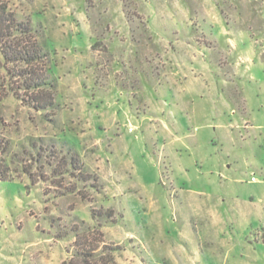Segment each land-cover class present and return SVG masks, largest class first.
<instances>
[{
	"label": "rangeland",
	"instance_id": "obj_1",
	"mask_svg": "<svg viewBox=\"0 0 264 264\" xmlns=\"http://www.w3.org/2000/svg\"><path fill=\"white\" fill-rule=\"evenodd\" d=\"M0 13L38 53L0 51V264H264V0Z\"/></svg>",
	"mask_w": 264,
	"mask_h": 264
},
{
	"label": "trees",
	"instance_id": "obj_2",
	"mask_svg": "<svg viewBox=\"0 0 264 264\" xmlns=\"http://www.w3.org/2000/svg\"><path fill=\"white\" fill-rule=\"evenodd\" d=\"M29 29L30 28L27 25L22 26L21 23L15 20V18H12L10 16L8 17L7 15L5 16L3 15V13H0V51L6 59L10 61L19 60L28 64L33 63L38 59V53L36 49H32V47L22 44H19L17 46L14 45L13 47L10 43H6L5 41L9 38H15L18 35L26 37L29 34ZM29 75H33V73H30ZM42 79L43 78L41 77V75H34V77H30V83L26 88L29 89L31 87H39V85L42 83ZM31 99H33V102L36 103L35 106L37 108H43L44 106H47L46 104H48L41 103L39 99ZM10 146L11 145L8 140L0 138V182L11 181L15 178V175L13 174V171L6 157L10 153ZM24 172H26V169H24ZM77 251V256L80 257L81 261L84 264H93L88 261V258L94 256V249H86L81 246ZM62 264L67 263L62 262Z\"/></svg>",
	"mask_w": 264,
	"mask_h": 264
},
{
	"label": "built area",
	"instance_id": "obj_3",
	"mask_svg": "<svg viewBox=\"0 0 264 264\" xmlns=\"http://www.w3.org/2000/svg\"><path fill=\"white\" fill-rule=\"evenodd\" d=\"M254 179H255L254 177L251 178V180H254Z\"/></svg>",
	"mask_w": 264,
	"mask_h": 264
}]
</instances>
